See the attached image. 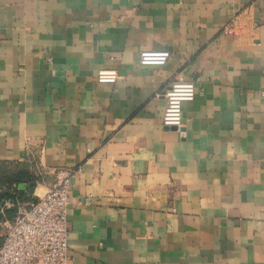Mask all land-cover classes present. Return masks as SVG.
Returning <instances> with one entry per match:
<instances>
[{
	"label": "crops",
	"instance_id": "0c3cea01",
	"mask_svg": "<svg viewBox=\"0 0 264 264\" xmlns=\"http://www.w3.org/2000/svg\"><path fill=\"white\" fill-rule=\"evenodd\" d=\"M174 80L195 86L182 134L161 124ZM28 142L80 168L68 264H264V0H0V193L26 190L2 180Z\"/></svg>",
	"mask_w": 264,
	"mask_h": 264
},
{
	"label": "built area",
	"instance_id": "2783aa9c",
	"mask_svg": "<svg viewBox=\"0 0 264 264\" xmlns=\"http://www.w3.org/2000/svg\"><path fill=\"white\" fill-rule=\"evenodd\" d=\"M231 28H225L228 32ZM169 53L167 51H141V65H163ZM117 79L114 70H100L97 81L113 83ZM195 86L192 81L174 80L162 94L165 108L161 118L162 126L175 128L182 134V103L194 98ZM26 161L30 164V172L36 178V185L45 174L54 177L48 189L43 193H34L25 205H18L15 215L4 221V239L0 245V264H68L72 254L68 247L67 236L69 224L67 207L72 179L80 168L59 167L45 169L40 162L43 146L32 151L27 143ZM12 195L16 185L12 186ZM2 207H13L10 200L0 199Z\"/></svg>",
	"mask_w": 264,
	"mask_h": 264
},
{
	"label": "trees",
	"instance_id": "16d2710c",
	"mask_svg": "<svg viewBox=\"0 0 264 264\" xmlns=\"http://www.w3.org/2000/svg\"><path fill=\"white\" fill-rule=\"evenodd\" d=\"M5 183L7 185H11L13 183H16L19 185L20 183H25L26 184V190H17L16 197L10 196L8 191H4L2 194L0 193V199L8 198L11 199L15 202V199L17 200H29L30 194H32L33 189L35 187V183L33 181L32 175L29 173V171L26 168H19L18 173L16 174H11L9 176H5L4 179L2 180V184ZM26 192H29V195L26 194ZM29 196V197H28ZM10 211H15L14 207L9 209ZM14 215L13 213H9L7 215L8 219L12 218Z\"/></svg>",
	"mask_w": 264,
	"mask_h": 264
},
{
	"label": "rangeland",
	"instance_id": "374dc122",
	"mask_svg": "<svg viewBox=\"0 0 264 264\" xmlns=\"http://www.w3.org/2000/svg\"><path fill=\"white\" fill-rule=\"evenodd\" d=\"M28 165H29V166H28L29 173L32 175L33 181H34L35 186H36V178H35V176H33V174H32L33 171H32V173L30 172V164H28ZM11 166H12V165H11ZM13 167H16V166H13ZM44 192H45V191H44ZM32 195H33V193H32ZM32 195H31V196H32ZM30 198H31V197H30ZM30 198H29V199H30Z\"/></svg>",
	"mask_w": 264,
	"mask_h": 264
},
{
	"label": "water",
	"instance_id": "95a60500",
	"mask_svg": "<svg viewBox=\"0 0 264 264\" xmlns=\"http://www.w3.org/2000/svg\"><path fill=\"white\" fill-rule=\"evenodd\" d=\"M166 128V127H165ZM168 129V128H167ZM171 130H174L175 128H170Z\"/></svg>",
	"mask_w": 264,
	"mask_h": 264
}]
</instances>
